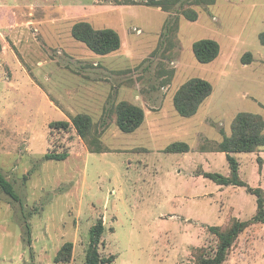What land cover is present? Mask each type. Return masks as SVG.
Returning a JSON list of instances; mask_svg holds the SVG:
<instances>
[{
    "label": "rangeland",
    "instance_id": "1",
    "mask_svg": "<svg viewBox=\"0 0 264 264\" xmlns=\"http://www.w3.org/2000/svg\"><path fill=\"white\" fill-rule=\"evenodd\" d=\"M131 1L139 5L0 0V173L20 199L0 190V264H55L67 242L73 252L66 264H84L98 219L105 228L99 253L114 256L113 264H202L218 244L208 227L224 229L256 213L244 188L222 187L220 197L201 174L229 176L216 149L237 114L264 121V0H176L167 12ZM191 13L194 22L185 18ZM79 21L116 31L120 49L92 53L71 36ZM204 39L220 48L209 64L192 52ZM194 78L213 92L186 119L173 98ZM120 102L144 111L134 133L116 126ZM77 114L93 124L84 140L73 127H50ZM173 143L189 145L190 153L167 154ZM261 152L234 157L240 179L264 198L255 173L264 170ZM47 153L68 157L45 161ZM223 264H264V225H249Z\"/></svg>",
    "mask_w": 264,
    "mask_h": 264
},
{
    "label": "trees",
    "instance_id": "2",
    "mask_svg": "<svg viewBox=\"0 0 264 264\" xmlns=\"http://www.w3.org/2000/svg\"><path fill=\"white\" fill-rule=\"evenodd\" d=\"M125 5H139L131 0ZM176 0H145L146 7L158 8L164 12L168 11L166 5L172 4ZM132 2V3H131ZM131 3V4H130ZM185 18L190 21H196V14H185ZM71 36L74 40L84 44L87 49L98 56H107L117 52L121 47L119 34L112 29H93L87 22H77L71 27ZM259 41L264 46V33L259 35ZM219 45L214 40L204 39L193 43L192 52L200 64H209L219 55ZM248 57V58H246ZM244 63L248 64L249 53L246 54ZM213 88L210 83L201 79H191L185 83L175 94L173 106L176 113L189 119L195 116L200 106L212 95ZM145 120V114L142 108L128 102H120L116 106V126L122 133L131 134L139 129ZM51 128L66 131L73 127L78 137L82 140L87 138L93 128L91 118L85 114H77L71 117L70 122L60 121L50 125ZM232 133L230 137H224L217 146L218 153L226 155V161L229 167V176L224 177L217 173H202L201 176L215 183L218 186L241 187L247 193L253 195L256 199V213L246 221H231L224 229L219 227H208V231L217 238V249L212 257L202 260V264H223L226 257L239 235L249 226L254 224L264 225V198L261 190L249 187L239 177V164L234 155L252 154L259 148H264V121L259 115L249 113H239L232 122ZM190 151L189 145L185 143H173L169 145L165 152L167 154H185ZM91 153H101L94 149ZM68 157L67 153H47L43 159L45 161H64ZM0 190L11 201L18 203L19 196L16 194L13 185L0 173ZM104 223L98 219L94 226L89 230V244L85 253L84 264H113L115 257H103L99 253V247L102 244L104 235ZM28 233V231H27ZM30 243V238L27 240ZM73 252V244L65 243L57 252L54 263L66 264L70 261Z\"/></svg>",
    "mask_w": 264,
    "mask_h": 264
},
{
    "label": "crops",
    "instance_id": "3",
    "mask_svg": "<svg viewBox=\"0 0 264 264\" xmlns=\"http://www.w3.org/2000/svg\"><path fill=\"white\" fill-rule=\"evenodd\" d=\"M128 7V6H127ZM156 9H158V8H156ZM80 22V21H79ZM77 23V22H76ZM75 24V23H74ZM73 24V25H74ZM190 151H191V148H190ZM190 151L188 152V153H185V154H181L182 156L183 155H187V154H189L190 153ZM210 155H213V154H210ZM250 155H254V154H249V157H252V156H250ZM220 158H218L222 163H224L225 162V160H226V155L224 154V153H219V155H218ZM264 153L263 152H261V153H259V158L260 159H262V160H264ZM240 168H241V165H240ZM263 169H264V167H263ZM259 169H257V171L255 170V173H256V175H257V177H258V184L260 185L261 183H262V180H264V170H263V172L261 173V174H259ZM181 173V172H180ZM261 182V183H260ZM222 187H224V186H218L217 187V192L218 191H221V192H219V194H221L220 195V197H222L223 195H224V191L226 190V189H224V188H222ZM226 188H229V190H235L237 187H232V186H228V187H226ZM224 189V190H223ZM210 195H212V194H210ZM204 196H209V195H204ZM212 197V196H211ZM190 198H192L193 200H195V196H194V194H192L191 196H190ZM189 198V199H190ZM191 200V199H190ZM256 211V210H255Z\"/></svg>",
    "mask_w": 264,
    "mask_h": 264
},
{
    "label": "built area",
    "instance_id": "4",
    "mask_svg": "<svg viewBox=\"0 0 264 264\" xmlns=\"http://www.w3.org/2000/svg\"><path fill=\"white\" fill-rule=\"evenodd\" d=\"M140 33V32H139Z\"/></svg>",
    "mask_w": 264,
    "mask_h": 264
}]
</instances>
